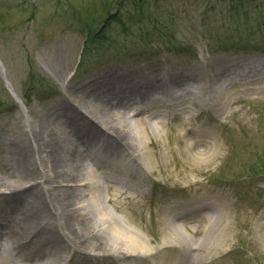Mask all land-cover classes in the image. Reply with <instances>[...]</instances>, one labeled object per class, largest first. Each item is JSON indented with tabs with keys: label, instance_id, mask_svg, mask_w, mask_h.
Segmentation results:
<instances>
[{
	"label": "bare ground",
	"instance_id": "bare-ground-1",
	"mask_svg": "<svg viewBox=\"0 0 264 264\" xmlns=\"http://www.w3.org/2000/svg\"><path fill=\"white\" fill-rule=\"evenodd\" d=\"M49 52L48 68L60 82L76 66L75 47L65 44ZM189 61L173 64L163 58L160 63L142 65L139 61L132 67L101 69L86 80L72 76L60 84L64 96L38 111L0 123V264L217 261L228 248L239 211L231 214L227 195L205 197L209 191L187 175L199 177L207 167L217 165L229 151L227 144L237 157L248 152L247 114L237 120L239 138L236 134L225 139L207 125H224L227 116L237 113L230 109L236 94L264 88V57H200L188 65ZM203 116L204 122L195 125ZM174 119L184 123L169 132ZM169 134L175 151L171 146L161 148L164 164L160 162L159 169L168 168L170 162L175 168L160 175L150 150L157 149ZM251 137L264 140V125ZM154 172L161 179L165 175V184L174 177L185 181L183 187L173 185L199 193L197 204L223 211L221 224L207 220L216 224V240L209 237L205 243L184 244L185 231L171 224L176 228L163 239V246L175 245L170 261L154 260L149 240L133 230L123 215L114 213L120 199L153 193ZM207 205L199 213L202 217L209 214ZM192 213L187 207L179 215ZM163 215H159V223L168 225L172 217ZM256 228L254 235L264 248V214Z\"/></svg>",
	"mask_w": 264,
	"mask_h": 264
},
{
	"label": "rangeland",
	"instance_id": "rangeland-1",
	"mask_svg": "<svg viewBox=\"0 0 264 264\" xmlns=\"http://www.w3.org/2000/svg\"><path fill=\"white\" fill-rule=\"evenodd\" d=\"M255 23L263 25L262 31L254 29ZM72 43L76 66L66 71L58 82L48 68L49 49L53 53L56 46ZM259 48L264 49V0H0V123L26 116L31 110L38 111L51 100L64 96L60 84L72 76L75 80H86L101 69L128 64L132 67L139 61L141 65L153 64L163 58L173 64L190 60V65L200 57L211 60L264 57V53L256 51ZM235 101L229 108L237 113L227 116L226 123L218 125L221 128L209 124L225 139L236 134L239 138L238 121L247 114L244 126L250 143L248 152L237 157L227 144L229 151L220 165L207 167L199 177L192 173L187 177L226 184L243 203L245 214L241 219H234L228 239L227 249L231 252L214 263L264 264V248L254 235L258 224L255 216L261 213L255 205L264 204V196L261 201L256 198L257 190H264V140L254 138L253 141L251 137V133L264 125V88L238 93ZM177 122V119L172 121L169 132L184 123ZM15 130L12 127L11 131ZM172 141L171 134L164 136L161 145L150 150L156 173L160 175L165 170L172 173L175 168L170 162L168 168L159 169L160 162L164 164L161 148L171 146L174 150ZM154 177L165 184V175L163 179L158 174ZM243 177H246L244 183L238 182ZM170 182L165 185L174 187L175 183L183 187L186 184L176 177ZM179 187L174 188L179 190ZM141 205L139 201L122 198L116 205L120 213H114L123 215L133 230L149 240L154 260L162 258L169 262L170 250L175 245L163 246V239L176 228L171 225L175 219L172 217L168 225L159 223V215L165 212L157 208L151 215L150 208ZM108 206L112 212L113 207ZM205 220L203 217L200 224L196 219L191 228L182 226L187 235L184 244L195 245L198 240L205 243L209 237L216 240V224L211 226Z\"/></svg>",
	"mask_w": 264,
	"mask_h": 264
},
{
	"label": "trees",
	"instance_id": "trees-1",
	"mask_svg": "<svg viewBox=\"0 0 264 264\" xmlns=\"http://www.w3.org/2000/svg\"><path fill=\"white\" fill-rule=\"evenodd\" d=\"M262 28H263V25H262V24L255 23V29H256L257 31H262Z\"/></svg>",
	"mask_w": 264,
	"mask_h": 264
}]
</instances>
